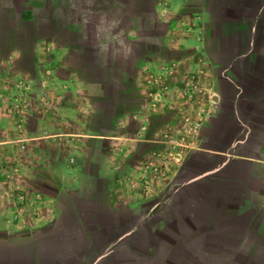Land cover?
Returning <instances> with one entry per match:
<instances>
[{
	"label": "crops",
	"instance_id": "1",
	"mask_svg": "<svg viewBox=\"0 0 264 264\" xmlns=\"http://www.w3.org/2000/svg\"><path fill=\"white\" fill-rule=\"evenodd\" d=\"M187 62L212 112L156 175ZM0 89V264H264V0H0Z\"/></svg>",
	"mask_w": 264,
	"mask_h": 264
},
{
	"label": "rangeland",
	"instance_id": "2",
	"mask_svg": "<svg viewBox=\"0 0 264 264\" xmlns=\"http://www.w3.org/2000/svg\"><path fill=\"white\" fill-rule=\"evenodd\" d=\"M177 49H179V47L177 48ZM177 51V50H176ZM176 51H174L173 50V53H176ZM2 52H4V49H2L1 50V54H2ZM3 55V54H2ZM175 58V56L173 57V59ZM192 59H194V55H193V57H192ZM27 62V61H26ZM27 64V63H26ZM191 67H192V64H191V62H187V64L186 63H182V64H180L179 66L178 65H174V68H172V71H170L169 73H168V75L169 76H167V78H168V80H173V81H175V82H180V81H182L184 78H185V76H186V74L187 73H189L191 70H195V69H191ZM207 74V75H206ZM199 76H200V80L202 81L201 83V86L203 87V89H202V91H200L199 92V95H198V99H199V101H196L195 103H194V107L193 108H189V107H186L185 108V112H186V115L184 116V118L180 121V122H177V123H174V122H172L173 124V126L172 127H179V128H182L183 127V125H184V122H185V117L187 116V115H189L190 117H191V120H194L196 117H197V115H198V113L196 112V109L197 108H203V109H206L210 114H211V112H212V108L209 106V104H207V102H206V100L207 99H209V97L213 94V87L211 86V74H209V73H206L205 71H204V74H203V77H201V75H200V71H199ZM24 77H19V78H17L16 80H15V83H17L19 80L20 81H24V80H22ZM13 82H14V80H13ZM22 90H27L28 88H21ZM35 89L36 88H34V90H33V88H31V90H33V92H32V95H29L30 97V101H28L27 102V108H25V110L27 109V111L26 112H28V113H32V114H34L35 113V104H34V100H33V102H32V98H34V95H35ZM127 90H129V91H131V89H127ZM128 91V92H129ZM15 95V96H14ZM21 95V93L19 92V91H17V90H14V93H13V96L14 97H19ZM27 95V94H26ZM0 96H2V97H4L5 96V94H4V91L2 90V89H0ZM6 96H7V94H6ZM174 98L176 99V100H184L185 98L183 97V95L182 94H180V93H174ZM9 99H11V98H9ZM201 101V102H200ZM211 102V101H210ZM24 103H26L25 102V100L23 99V97H22V99H21V101H20V104H24ZM19 101H17V102H15L14 103V105L16 106V108L17 109H19ZM0 107H1V104H0ZM134 108H136V106H134L133 108H129L128 110L129 111H131L130 109H134ZM1 110V109H0ZM3 111V110H2ZM1 111V112H2ZM25 112V111H24ZM157 113H154V112H149L148 114H147V116L149 115L150 117H151V120L149 119V120H147L146 122H150L151 124L152 123H157V124H161L162 122H163V120H162V118L159 116V115H156ZM209 114V115H210ZM146 118V117H145ZM111 120H112V118H111ZM173 121V120H172ZM144 149V148H143ZM146 150H147V148H146ZM145 150V151H146ZM156 151V150H155ZM159 152L160 151H156L154 154H153V156H151V157H148L147 158V160L149 159L150 161L148 162L151 166L152 165H154V166H158V170H157V172L155 173L156 175L157 174H159V173H164V171L166 170L165 168L163 169V168H161V164H164L163 162H165V160L167 159V158H163L162 157V155H160L159 154ZM188 156H189V154H190V150L189 151H187V153H186ZM186 155V159L188 158V156ZM169 159V158H168ZM185 159V160H186ZM184 160H182V161H180L179 163L178 162H176V163H173V161H172V163H170V167H168V170L166 171V173H168V174H171V173H173V171H175L176 169L177 170H179L180 168H181V166H182V164H181V162H183ZM181 164V165H180ZM184 164V163H183ZM163 167H164V165H162ZM165 173V174H166ZM164 174V175H165ZM178 176V175H177ZM153 181L151 182V189H150V191L152 192V193H154L155 194V197H153V198H151V199H145L144 201H142L140 204H139V209L138 210H144V211H150V209H160V208H162L163 206H165L166 204H167V202H168V197H169V195H170V190L172 189L171 188V186L173 185V179H171V181H170V183L168 184V186L166 187V189H163L162 191H160L159 193H157V190H155V187H156V185H158L159 184V182H158V180H157V177L156 178H151Z\"/></svg>",
	"mask_w": 264,
	"mask_h": 264
},
{
	"label": "built area",
	"instance_id": "3",
	"mask_svg": "<svg viewBox=\"0 0 264 264\" xmlns=\"http://www.w3.org/2000/svg\"><path fill=\"white\" fill-rule=\"evenodd\" d=\"M167 76H169L168 73ZM177 83L176 84L178 85V88L182 90V93L180 94H182L185 98L184 106L193 108L194 103L196 101H199V92L203 89V87L201 86L202 83L199 76V70H191L186 74L185 78L182 81ZM160 100L161 97L157 98L156 94H154L153 100L150 102V105L152 107H155L157 106V102ZM196 112L198 113V115L194 120H191V117L189 115L185 117V122L182 128L169 126L168 129L164 132V146L159 152V154L162 155L163 158H167L164 164H161V167H163L162 165L166 167V170L163 174L166 173L172 161L173 163H179L180 161L185 160L187 151L199 146L198 137L201 134L202 128L207 121L210 113L203 108H197ZM167 161H169L170 163ZM152 167L154 170H158V166L152 165ZM19 197H21L22 201H25L27 198V194L25 192H21L19 193Z\"/></svg>",
	"mask_w": 264,
	"mask_h": 264
},
{
	"label": "trees",
	"instance_id": "4",
	"mask_svg": "<svg viewBox=\"0 0 264 264\" xmlns=\"http://www.w3.org/2000/svg\"><path fill=\"white\" fill-rule=\"evenodd\" d=\"M43 13H44V11H42L41 14H43ZM16 22H17L16 24H12V28H10V29H11V31L13 33L12 38H17V43H19L20 41H23V40H20V36L21 35L26 34V36L28 37V36H30V34H32V25L26 26L24 24L23 27H22L23 28V33H21L19 31L21 30V25L23 23H20L19 20H17V19H16ZM14 32H16V33L14 34ZM26 43H27L26 51L28 53H26L25 59L28 61L27 64L30 66L33 63V53L31 52L32 51V49H31L32 39L29 37V39H26Z\"/></svg>",
	"mask_w": 264,
	"mask_h": 264
}]
</instances>
